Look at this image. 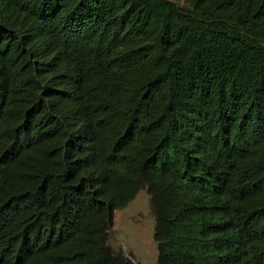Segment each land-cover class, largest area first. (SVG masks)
Here are the masks:
<instances>
[{"label": "trees", "instance_id": "trees-1", "mask_svg": "<svg viewBox=\"0 0 264 264\" xmlns=\"http://www.w3.org/2000/svg\"><path fill=\"white\" fill-rule=\"evenodd\" d=\"M264 264V0H0V264Z\"/></svg>", "mask_w": 264, "mask_h": 264}, {"label": "rangeland", "instance_id": "rangeland-1", "mask_svg": "<svg viewBox=\"0 0 264 264\" xmlns=\"http://www.w3.org/2000/svg\"><path fill=\"white\" fill-rule=\"evenodd\" d=\"M155 227L152 195L143 188L126 207L116 211L110 244L133 264H157Z\"/></svg>", "mask_w": 264, "mask_h": 264}]
</instances>
